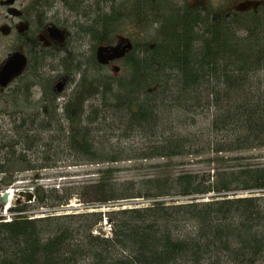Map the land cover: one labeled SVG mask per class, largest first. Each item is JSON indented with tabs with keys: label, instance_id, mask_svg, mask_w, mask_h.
I'll use <instances>...</instances> for the list:
<instances>
[{
	"label": "trees",
	"instance_id": "16d2710c",
	"mask_svg": "<svg viewBox=\"0 0 264 264\" xmlns=\"http://www.w3.org/2000/svg\"><path fill=\"white\" fill-rule=\"evenodd\" d=\"M235 24L180 22L179 29L159 39L143 69L97 81L82 77L59 107V117L52 116L57 96L49 86L53 112L25 118L34 133L23 131L22 123L23 133L6 136L3 147L21 145V154L12 160L5 153L0 174L16 169L15 160L26 169L38 168L28 153L43 152L47 139L51 144L60 139L58 153L89 164L136 158L167 163L157 166L160 176L139 181H116L110 178L114 169L100 168L88 185L36 188V204L20 202L10 208L19 213L11 221L0 218V264H264V164L228 166L203 177L166 169L175 158L210 156L208 162L221 163L224 154L239 161L249 158L241 153L264 149V19ZM92 98L101 102L99 108H87ZM171 104L179 111L175 122L204 121L200 135L164 127V109ZM108 130L106 137L117 144L96 147L95 140ZM41 131H48V138ZM135 134L147 145L122 141ZM235 153L239 156H229ZM3 179L6 186L14 180ZM74 196L91 210L55 213ZM163 197L190 200L134 203ZM109 202L118 207L102 211ZM39 208L52 212L35 217L31 212ZM104 220L112 225L111 235L95 233Z\"/></svg>",
	"mask_w": 264,
	"mask_h": 264
},
{
	"label": "flooded vegetation",
	"instance_id": "af4514ba",
	"mask_svg": "<svg viewBox=\"0 0 264 264\" xmlns=\"http://www.w3.org/2000/svg\"><path fill=\"white\" fill-rule=\"evenodd\" d=\"M258 16L264 19V0H0V75L10 61L15 63L13 69L24 62L20 75L6 85L0 83V164L6 136L23 133L22 123L23 131H35L27 125L24 112L15 108L17 94L29 92L28 87L18 86L23 77L40 80L43 71L57 70L53 90L59 98L72 80L67 71L74 69V74L86 61L92 68L111 69L114 77L123 69H143L159 39L179 29L180 22H197L199 27L233 25ZM102 47L110 53L125 48V53L102 64L97 57ZM116 68L119 72H114ZM43 80L39 114L50 115L54 105L52 95L46 94L50 79ZM61 82L63 89L58 92L55 86ZM64 101L56 100V110L63 108ZM45 142L50 150V139Z\"/></svg>",
	"mask_w": 264,
	"mask_h": 264
},
{
	"label": "rangeland",
	"instance_id": "374dc122",
	"mask_svg": "<svg viewBox=\"0 0 264 264\" xmlns=\"http://www.w3.org/2000/svg\"><path fill=\"white\" fill-rule=\"evenodd\" d=\"M241 29L242 27H240V29L238 30L239 35L242 33ZM151 41L152 40L150 39V43ZM89 56L91 55L88 54L87 56L84 57V59L86 60ZM73 58L75 59V61H77L76 55H74ZM90 66L92 65L91 64L88 65L86 61L85 65H82L80 67V73L74 72V74H72L74 69L67 71V73H71L70 75L72 76V80L68 84L65 92L61 93L59 98L56 99L58 100L59 104H61V102H65L64 99H67L68 97H70L73 91H75V89L77 88L78 84L81 83L82 77H85L87 80L91 81V80H94L95 78L105 77L111 74L113 75V72L111 69L92 68ZM56 71H51V72L43 71L42 73L43 79H46V78L48 80L50 79L49 83L52 88L54 84L57 82L55 79V75L57 74ZM127 73H128V70L123 69L122 71H120V74L118 75V77H124ZM53 76L54 78H52ZM42 78L40 80H37V79L34 80L32 76H25L19 81V85H18L19 87L24 88V89L28 87L29 89V92L27 91L26 92L27 94L25 95L20 94V93L17 94V100H16L17 105L15 106V108L19 109L21 112H24V115H23L24 118L28 119L32 116L35 117L36 115H38L37 116L38 119L42 118V116H40L42 112L41 114H39V112L42 111L41 106L43 105V98H40L42 82H44ZM94 81H97V80H94ZM100 103L101 102L97 101V99L92 98L87 101L86 105H87V108L91 107L90 105H94L95 107L99 108ZM172 106H173L172 104L168 105L164 109V115H165L163 119L164 127L168 130L173 129V128H177V130L180 128V130L183 129L184 131L194 129L198 133V135H200L199 133L201 130L198 131V129L205 127L204 121H198V123L195 125L192 124V120L188 125L187 123H184V124L177 123L174 121V118H175L174 114L175 113L178 114L179 111L175 110L174 109L175 107H172ZM53 115L56 117L57 116L59 117L62 115V112L58 108L57 113L55 112V114H52V116ZM107 116L110 120L109 123L112 121L113 123L112 122L111 123L115 124L116 120L114 121L112 117H110V115H107ZM205 118H206V115L204 113L202 114L201 120H205ZM94 125H97V123H94L93 126ZM9 126L12 127V125H9ZM184 128H188V129H184ZM96 131L97 130H93L94 135H98L99 132H96ZM109 132H112V131L108 130V132L106 131L101 132V133H105L103 135L100 133L98 140H95L96 147L101 146V143H106V142L110 144L109 146L117 144L118 139L110 138V137L107 138L108 136L106 134H109ZM116 133L117 135H120L119 131H117ZM130 134L131 133H128V135ZM8 136H14V135H8ZM44 136L48 138V135L44 134ZM56 140L58 142L51 144V149L48 153L46 152V148L44 150L42 148L43 152L38 153V154L33 153V152L28 153L29 155L28 158L31 161V163L35 166H39L38 168L36 167V169H26L23 164L18 162V160L13 161L11 164L14 163L13 168L16 166V169L11 170L6 174H0V193L10 188H13L14 190H30L35 193L36 188H40V187L46 189L52 186H55L56 188L58 187L62 188L63 186H69V185H77V186L88 185L90 184L91 180H94L99 177L98 169L100 168L114 169L113 173L110 175L111 176L110 178H112L113 180L120 181V182L139 181L144 178H154L157 175L160 176L162 174L159 172L161 168L157 166L162 163H167V161L164 158H153V159H148V160L136 158V159H131V160H121V161L114 162V163L105 162L103 164H89L82 160L79 161L78 159L80 157H77V155H72V156L69 155L67 157V155L65 156L64 153H60V152L58 153V149H62L63 146L60 144L61 143L60 139H56ZM122 141L130 142L134 144L136 147L141 148L143 143L146 142V139L145 138L142 139L140 138V135L135 134L134 137L126 138L125 140H122ZM147 142L145 143L146 145H147ZM20 146L21 145H18V146L15 145L14 147L11 146L10 148L8 146H7L8 148L4 146L3 151L4 153L9 152L8 158L12 159L16 155L21 154L22 146L21 147ZM109 146L108 148L110 150L111 148ZM55 151L57 153L54 154ZM48 154H50L51 156H49ZM241 154L244 156H249V158L245 160L242 159L239 161L229 160L227 159L228 154L227 155L224 154L222 155L226 158L224 162H221V163L211 162L210 163L206 160V158L210 156H204V157L203 156H185V157L175 158L171 163H168L170 164V166L166 169L168 170V172H171L172 174H177L178 172H181V171H189V172H193L203 177V176H206L207 174H211V175L215 174L217 172L216 170H219L218 172L223 171L224 168H228V166L230 167L233 166V167L238 168L244 164H264V149H256V150L244 152ZM229 156L235 157V156H239V154L235 153ZM3 178H13L14 180L12 184L6 186ZM212 195L214 194L212 193L207 194V196H212ZM88 198L89 197H87V199ZM163 199L170 203L172 202V200L176 201L178 199L179 200L176 203H183V202H187L190 200V198L188 197H184V198H181V197L180 198L179 197L178 198L177 197L176 198H170V197L164 198L163 197ZM35 202L37 201L35 200L32 203H35ZM134 203H138L137 205L143 206V205H148L150 202H148L145 199L144 200L140 199L139 202L137 201ZM35 204H33V206ZM113 205H114L113 202H109L107 205H104V207L101 208V210L107 211L109 209H115L118 207V206H113ZM128 206L130 205L127 204L126 206H123V208L128 207ZM87 207H91V206L85 205V203L80 201L79 196H74L69 201L68 205L61 206L59 209L56 210V212L57 213H62V212L68 213V212H82L84 210H91V209H88ZM39 210L41 212V210H47V208L46 209L39 208ZM48 212L49 211H45V213H48ZM0 214H2V216H5L3 214L8 215L10 214V211L8 210L7 213L1 212ZM41 215L44 216L43 214ZM102 226H103L104 235L105 236L111 235L112 225L107 220L103 222Z\"/></svg>",
	"mask_w": 264,
	"mask_h": 264
},
{
	"label": "water",
	"instance_id": "95a60500",
	"mask_svg": "<svg viewBox=\"0 0 264 264\" xmlns=\"http://www.w3.org/2000/svg\"><path fill=\"white\" fill-rule=\"evenodd\" d=\"M124 50L125 48L121 51L115 48L114 51L110 53L107 52V49L102 47L98 51V61L102 64H106L111 60L122 57L125 53ZM14 65L15 63L13 61H10L7 66L1 71L0 83L2 85H6L8 82H10L12 79H14L16 76L20 75L23 72L24 62H21L20 67L17 69L12 68V66ZM118 71L119 70L117 68L116 70H114V72ZM55 88L58 92L62 91V82L58 83ZM23 199L26 202H32L35 199V195L33 192L30 191H15L13 193L5 191L3 194L0 195V211L4 210L6 207H12L15 203H19ZM100 231H102V228H100Z\"/></svg>",
	"mask_w": 264,
	"mask_h": 264
},
{
	"label": "bare ground",
	"instance_id": "6f19581e",
	"mask_svg": "<svg viewBox=\"0 0 264 264\" xmlns=\"http://www.w3.org/2000/svg\"><path fill=\"white\" fill-rule=\"evenodd\" d=\"M136 68V67H135ZM135 68H133V69H135ZM126 70H128V73H127V75L128 76H130V71L132 70V68L131 69H126ZM119 72V71H118ZM10 193H13V190H10L9 191ZM138 202L140 201V199L139 200H137ZM137 201H135V202H137ZM148 202H150L149 204H151V203H154V202H157V201H162V200H160L159 198H157V199H153V200H147ZM121 204V203H120ZM122 204H124L123 206H126L127 205V203H122ZM136 204H138V203H136ZM148 204V205H149ZM66 205H68V204H66ZM66 205H64V206H66ZM139 206V205H138ZM144 206V205H143ZM71 213V212H70ZM75 213H77V212H75ZM14 216H16V215H13L12 216V218L14 217ZM35 217H38V216H35ZM0 218H1V220H3V221H11V219L12 218H10V217H8V216H2V215H0ZM104 221H106V220H104ZM100 228H102V231H100ZM95 233H99V234H104L103 233V226H100L96 231H95Z\"/></svg>",
	"mask_w": 264,
	"mask_h": 264
}]
</instances>
